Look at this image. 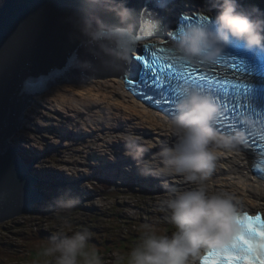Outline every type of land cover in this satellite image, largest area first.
Wrapping results in <instances>:
<instances>
[{"label": "clouds", "instance_id": "1", "mask_svg": "<svg viewBox=\"0 0 264 264\" xmlns=\"http://www.w3.org/2000/svg\"><path fill=\"white\" fill-rule=\"evenodd\" d=\"M80 5L81 10L70 21L84 41L94 46L104 66L118 69L130 62L133 55L130 41L136 19L125 0H80ZM214 10L216 14L211 23L177 24L172 39L176 56L213 63L233 41L247 52L264 53V12L254 6L245 8L240 0H214ZM182 11L214 14L201 9L180 10L178 14ZM101 12L111 14L115 23H105ZM81 67L89 71L94 65L86 60ZM222 111L212 95L188 88L176 98L173 113L159 118L162 134L174 137V142H153L134 132L120 135L125 145L124 155L135 162L141 174H179L193 186L184 190L171 188L162 200L170 211L168 219L174 226L173 231L160 233L149 227L126 253L113 254L114 264H200L207 252H222L236 237L240 230L236 219L241 213L240 201L232 193L215 189L209 177L220 158L244 145L246 136L241 129L232 132L218 129L217 121ZM240 120L246 127L255 124L250 115H242ZM18 133L10 138L14 146ZM16 148L21 150L22 147ZM152 148L157 151L151 159L145 158V153ZM28 157L25 161L31 163L30 173L36 178L34 160ZM41 197L43 203L52 202L50 197L43 194ZM38 203L43 204H33L29 212ZM79 203V198L68 191L57 198L56 209L71 213ZM62 220L69 225L71 234L50 238L46 246L37 251L39 259L32 264H103L98 251L90 247L91 233L86 229L72 230L70 216Z\"/></svg>", "mask_w": 264, "mask_h": 264}, {"label": "rangeland", "instance_id": "2", "mask_svg": "<svg viewBox=\"0 0 264 264\" xmlns=\"http://www.w3.org/2000/svg\"><path fill=\"white\" fill-rule=\"evenodd\" d=\"M240 3L245 8L254 6L264 12V0H241ZM115 84L103 83V85L93 86L94 89L105 90L101 92L109 93V98L104 97L98 100L95 93L99 90L84 92L82 99L92 101L89 105L85 104V107L76 106V111L71 110L70 107L58 105L59 103L53 101L52 96L36 99L38 104L34 105V108L25 115L24 130L19 131L14 144L16 147L20 146L26 149L27 155L22 153L23 156H32L28 158L34 160V172L42 179L58 183L57 177L59 176L53 174L57 172L67 179L66 185L64 184L66 187L67 184L78 183L77 185H80L81 179L89 180L88 184L83 183L80 185V189H77L85 195L92 194L89 191L90 187L94 189L99 186V184L97 185L98 181L95 180L97 175L115 178L119 187L113 186L114 190L119 188L125 190L122 187V182H126L130 178L135 179L138 188L135 190V194H131L129 198L108 197L103 202V204L110 205L119 203L120 209H123L127 216L126 222L117 221V210H111L107 206L98 210V207L93 205V200L82 201L79 204L81 207H85L86 210L83 212L74 210L71 213L58 212L56 200L66 193L67 189L65 187L58 189L56 188L58 185L52 184L51 189L45 191L52 199L50 204L42 201L43 204L38 203V206L33 207L31 212L0 223V264H32L33 261L38 260L37 251L46 246L50 238L61 234H71L68 231L69 225L63 223L62 217L64 216H70L72 230L86 229L91 233L90 247H94L99 252L103 264H114L113 254L123 253L124 251L120 249L123 245H127L125 248L127 251L129 245L132 244L130 237L136 235L137 232L140 233L138 235L140 236L149 227L160 233H170L174 230V226L168 219L170 212L167 208L161 212L153 213L151 211V207L159 208L163 205L162 200L169 189L173 187L178 189L177 186L172 187V177L162 176L149 179L146 175L135 176L131 173L118 178L115 175L113 177L106 170L110 165L108 161L111 162L120 156V158L128 157L124 155V143L119 142L121 134L128 133L126 130L129 127H135L140 122L154 124L151 117L133 113L113 100L114 98L119 99L122 94L126 95ZM75 89L67 87L68 91H75ZM123 99L127 101L126 97ZM66 103L63 102V104ZM154 119L158 120L156 117ZM118 123H121L122 129L111 127V124L117 126ZM97 163L99 164L94 167V164ZM112 168L114 167L110 169ZM45 180L43 182H46ZM190 186L183 185L181 190L189 189ZM141 191L148 192L142 193ZM95 192L98 190H94ZM82 194L78 197H83ZM98 201H96L97 204H99ZM51 204H55V206L51 207ZM88 204L90 207L84 206ZM129 215L142 216L128 219ZM79 223L82 224L80 226L82 228L78 227ZM166 226H172L170 232L165 231ZM140 239L138 238L136 242ZM109 248L111 250L108 252Z\"/></svg>", "mask_w": 264, "mask_h": 264}, {"label": "water", "instance_id": "3", "mask_svg": "<svg viewBox=\"0 0 264 264\" xmlns=\"http://www.w3.org/2000/svg\"><path fill=\"white\" fill-rule=\"evenodd\" d=\"M145 1L138 0L130 8L136 19L133 38L150 37L148 26L159 20L157 0H149L154 3L150 5ZM80 10V0H2L0 4V223L28 213L33 204L43 201L34 187L31 163L17 155L10 140L24 130V110L29 106L28 113L38 104L36 99L61 88L123 81L117 71L100 75L82 69V56L93 45L70 21ZM99 14L105 23H115L111 14Z\"/></svg>", "mask_w": 264, "mask_h": 264}, {"label": "snow or ice", "instance_id": "4", "mask_svg": "<svg viewBox=\"0 0 264 264\" xmlns=\"http://www.w3.org/2000/svg\"><path fill=\"white\" fill-rule=\"evenodd\" d=\"M172 2H174V0H157L158 6L161 9L171 8ZM136 15L139 18L140 14L136 13ZM194 19L195 22L200 23L212 22V20L203 13H201L198 17H194L193 13H187L178 17L177 21L173 22L172 27L176 28L177 23H192ZM152 27L153 29H156L154 32L155 35L163 34L166 39L171 35V33L167 32L165 29L163 20L156 21L153 23ZM141 38L150 39V37H141L137 35L134 38L135 42L139 43ZM159 47L161 52L168 50L164 41L161 42ZM156 49L157 46L150 43L144 44L142 48L132 49L133 52L140 53V56L132 55L131 58L133 61L132 67L139 65L137 73L139 80L146 83L147 80L151 79L153 84L158 86L157 93L160 96V99H156L154 96H146L144 98L150 100L155 105H162L165 102L174 105L178 95L186 89L192 87H195L203 92H209L214 96L216 95V93L212 92V90L217 88V82L213 81L210 77L206 78L207 73H201L200 69L195 68L182 74L172 73L170 69L174 68L175 64H173L169 59L164 60L162 64L158 65L156 60ZM145 50H147V52H145ZM148 53H151V55H148ZM141 60H143L142 64L140 63ZM223 60L224 57H220L217 60L216 65L213 67L218 68ZM241 64L244 65L243 68L236 64H233V68L237 73L242 71L245 75H249V65L244 64L243 61H241ZM169 77H171L172 80L183 81L184 83H178L177 86L173 88ZM233 78L235 79V77ZM125 83L131 85V80H125ZM240 87L244 88V94L242 97L240 95H234L231 97L229 101L230 106L223 102L220 103L223 111L217 121V127H219V122L225 118L231 121L229 127L232 130H236L238 127L242 126L239 116L245 110V105L239 103V101L241 98L243 100H247L252 90L248 83L241 85L237 82L233 89L234 92L238 91ZM133 94L135 95L136 93L133 92ZM173 94L175 99L172 98ZM81 95H83V93H81ZM246 107L253 114H255V109H252L249 104ZM260 115L262 119H264V113H260ZM244 131L246 132L247 129ZM247 144L248 140L245 139L244 145ZM236 219L240 225V230L236 237L231 241L230 245L222 252H207L201 258V264H264V218H262L261 215H250L244 212L240 213Z\"/></svg>", "mask_w": 264, "mask_h": 264}, {"label": "bare ground", "instance_id": "5", "mask_svg": "<svg viewBox=\"0 0 264 264\" xmlns=\"http://www.w3.org/2000/svg\"><path fill=\"white\" fill-rule=\"evenodd\" d=\"M192 9H201L203 11L215 13L214 0H174V2H172L171 8L166 9L164 13H170L167 16H174L178 14L180 10H192ZM98 85H103V83H98ZM115 85L117 87L119 86L123 90L122 82L116 83ZM76 88L78 90L72 87V89L73 90L75 89V91H68L67 87L61 88L49 94L48 96L50 97L52 96L51 98L53 99V101L57 102V104L59 103L58 105L62 107H70L71 110L73 111H76L75 108L76 106L85 107L86 105H89L90 102L92 101L88 99L83 100L82 99L83 95H81V93L87 91L93 92L99 90L95 93V95H97L98 97V100L99 98L103 99L104 97L109 98L108 95L109 93L107 94V92H101L105 90H100L99 88L97 89L96 88L94 89L93 87L92 88L76 87ZM123 92L125 91L123 90ZM122 95L119 97V99L114 98L113 100H115L116 103L122 105L123 107L128 108L133 113H139V114L141 113L142 115L151 117V119L154 120L153 121L154 124H152L151 122L150 124L145 122L142 123L140 122L139 124H136L135 127H129L126 131L134 132L135 134L141 136L145 140H151L153 142L163 141L169 144L174 142L175 140L174 137H168L162 134V129L159 127L160 124L159 118L160 116H163L161 113H159L155 109L145 107L142 103L137 102L132 98H129L128 95L125 94ZM125 97L127 98V101L123 99ZM63 102H67V103L63 104ZM97 108L95 112L97 111ZM154 117H156L158 120L154 119ZM121 126H122L121 123H118L117 126L111 124V127L115 129H122ZM119 142L121 143L122 141L119 140ZM156 151L157 148H152L149 152L145 153V158L151 159ZM120 157L114 159L111 162L108 161L110 165L107 166L106 170H108L112 176L115 175L116 177L120 178L121 175L124 174L132 173L135 176H139L141 174V172L137 169L135 162L130 157L127 158H120ZM250 158H253L252 155L238 148L231 152H227L218 161V166L216 170L213 172V174L209 177V180L213 184L215 189L221 191H227L229 193L234 194L240 201L239 207L241 210L244 209L246 210L250 209L253 211L261 210L262 213L264 214V178H258L252 174ZM98 164L99 163L94 164V167H96V165ZM111 167L114 168L110 169ZM146 176L149 179H154V177H162L156 175H146ZM163 177L165 178L172 177L176 181L175 183H172V187L177 186L178 189L180 190L183 185L189 184L191 185L190 187L193 186L190 182H188L183 176L179 174L167 175Z\"/></svg>", "mask_w": 264, "mask_h": 264}, {"label": "trees", "instance_id": "6", "mask_svg": "<svg viewBox=\"0 0 264 264\" xmlns=\"http://www.w3.org/2000/svg\"><path fill=\"white\" fill-rule=\"evenodd\" d=\"M95 180H97L98 182H97V185L99 184V186H96V187H94V189L93 190H98V192H96V193H99V194H101L102 196H104L106 199L109 197V198H119V197H126V198H129V196L131 195V194H135V190H137L138 188H137V184L133 181V180H130V181H128L126 184H122V187L125 189V190H123V189H121V188H119V189H116V190H114V189H112V187L113 186H115V187H119V185H116L114 182H112L110 179H106V178H101V177H99V176H96L95 177ZM87 182H89V180L87 181ZM96 188V189H95ZM135 188V189H134ZM142 193H146V192H148V191H141ZM141 192H138V194L140 193L141 194ZM150 193V192H149ZM144 196H147V195H144ZM79 198V197H78ZM141 198V197H140ZM119 200V199H118ZM79 201H80V203H81V199L79 198ZM79 203V204H80ZM85 206V205H84ZM111 210H117V212H116V215H118V218H117V221H123V222H126V219H127V216L125 215V212H124V210L123 209H120V207H121V205L119 204V203H112L111 205L110 204H108L107 205ZM87 207H90V205H87ZM164 208H166L164 205H162V206H160L159 208H157V207H151V211L154 213V212H161ZM83 210H86L85 209V207H81L80 205H78V207L76 208V209H74V211H81V212H83ZM98 210H101V208L100 209H98ZM147 211H149V210H147ZM168 212H170V211H168ZM142 215H138V216H134V215H129L128 216V219L129 218H136V217H141ZM82 224H78V227H80ZM144 227V226H143ZM146 227V226H145ZM80 228H82V227H80ZM88 228V227H87ZM171 226H166L164 229H165V231L166 232H169L170 230H171ZM88 229H90V228H88ZM140 233L139 232H137V234L136 235H132L131 237H130V241L131 242H135L138 238H141L142 237V235H140V236H138ZM127 245H123L122 247L123 248H125ZM121 247V248H122ZM130 247H131V244H130Z\"/></svg>", "mask_w": 264, "mask_h": 264}]
</instances>
